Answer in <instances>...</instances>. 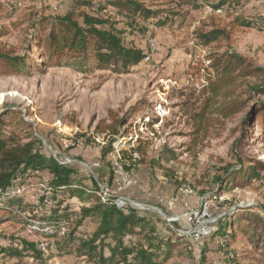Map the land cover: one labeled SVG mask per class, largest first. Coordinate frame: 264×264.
Listing matches in <instances>:
<instances>
[{"label": "rangeland", "instance_id": "1", "mask_svg": "<svg viewBox=\"0 0 264 264\" xmlns=\"http://www.w3.org/2000/svg\"><path fill=\"white\" fill-rule=\"evenodd\" d=\"M5 1H17L16 8H8ZM80 1L0 0V52L25 63L21 70L0 64L3 131L16 130L29 137L47 158L59 163L69 159L64 165L75 170V181L92 186L112 203L131 200L158 208L138 211L164 220L166 224L155 222V226L167 239L173 238L167 257H159L161 264H264V120L255 112L259 96H252L247 88L259 80L251 78L239 86L237 98L245 105L228 118L214 115L201 143L193 145L189 134L193 129L189 114L208 95L201 89L213 77L210 55L229 50L264 68V0H227L220 8H215L219 0H141L168 16L167 24L141 21L132 27L106 5L107 0H89L92 7ZM99 5L107 7L101 10ZM67 11L117 21L123 43L142 49L146 57L123 73L83 71V66L71 61L37 70L36 65L45 61V50L35 45L40 42L38 19ZM212 29L224 34L203 42L200 35ZM146 117L149 122L143 124ZM117 119H123L119 133L110 135L106 127ZM140 142L143 152L132 157ZM113 147L119 149L120 157ZM255 162L260 164L258 179L243 181L241 171L248 176V166ZM120 175L130 176L133 183L117 191L113 184ZM48 179L47 170H31L17 179L15 186L26 188L19 197L31 195L30 204L15 205L14 213L0 208V249L27 239L38 247L44 242L49 256L41 262L0 253V264H50L63 254L78 257L60 253L61 236L48 242L25 219L33 213L34 222L45 223L49 205L32 201L36 190L27 189L30 183ZM184 188L191 192L183 193ZM202 196L209 200L206 223L214 229L196 239L193 229L198 222L193 212ZM171 199L175 202L168 208ZM75 201L72 226L80 223L74 235L89 237L97 220L87 216L80 221V208L92 202ZM225 215L232 223L239 221L234 222V236H213ZM77 245L74 242L69 248ZM79 259L65 264H93L85 257Z\"/></svg>", "mask_w": 264, "mask_h": 264}, {"label": "trees", "instance_id": "2", "mask_svg": "<svg viewBox=\"0 0 264 264\" xmlns=\"http://www.w3.org/2000/svg\"><path fill=\"white\" fill-rule=\"evenodd\" d=\"M174 1L189 3L194 0ZM226 2L227 0H219L215 8L224 6ZM5 3L13 10L17 6V1H5ZM79 3L87 7L93 6L89 0H82ZM106 5L112 7L115 13L126 20V24L131 27L141 21L154 26L167 24L168 16L162 15L159 10L151 9L141 0H107ZM106 5H99V9L104 10ZM37 24L40 42L35 45L45 50L43 54L45 61L36 65L37 70H41L43 66H60L63 62L71 61L83 66V71L96 69L123 73L128 71L129 66L138 64L146 57L142 49L123 43L122 31L117 27V21L110 18L90 15L84 11L77 13L67 11L51 19L42 17L38 19ZM223 34L221 29H212L201 34L200 37L203 42H212ZM208 59L213 77L209 78L207 85L201 89L202 94L208 95L203 97L200 106L189 114L193 127L189 134L193 145H198L206 138L214 115L228 118L243 108L245 101L237 98V90L248 79L259 80L249 84L247 88L252 96L253 94L259 96V104L255 107V112L264 120V68L229 50L210 55ZM0 64L11 65L18 70L25 66L23 59L12 58L2 52H0ZM122 123L123 119H117L108 125L106 128L109 134L117 135ZM3 125V121H0V186L4 190L12 187L15 180L25 177L31 170L48 171L47 183L50 189L47 203L41 201L45 207L49 205L48 216L43 218L42 221L45 220V223L37 226L36 232L49 242L57 236L58 227L64 224L67 231L61 236L63 244L58 249L60 253H74L78 257H85L93 264H161L160 255L164 254L163 257H167L173 238L167 239L155 226V222L166 224L164 220L133 208L123 210L114 203L102 202L95 188L83 186L79 181H75L77 173L72 167L60 164L51 157H45L36 150L33 140L21 136L16 130L4 132ZM133 152H143L141 142ZM122 154L126 153L122 152ZM130 154L133 157V153ZM171 158H175V155ZM259 166V162L249 165L248 176L241 171L240 178L247 182L258 179ZM93 185L95 187L94 182ZM6 200L4 201L9 205H0V208L7 209L11 213L16 212L15 205L24 204L26 207L29 203L19 196ZM75 200H81L83 203L92 202L91 206L80 208L82 215L80 221L87 216L97 220L96 229L89 237L74 235L80 223L72 226V220L77 215ZM228 216L225 215L219 220L218 228L212 233L213 236L223 237L226 234L230 237L234 236V224L239 221L235 220V223H232L228 220ZM34 218L33 213L25 217L27 222H33ZM74 242H78V245L70 249V245ZM166 243L167 249L163 251ZM0 253L7 257L29 256L41 262L49 256L44 254L36 242L27 239H18L16 244L2 247Z\"/></svg>", "mask_w": 264, "mask_h": 264}, {"label": "built area", "instance_id": "3", "mask_svg": "<svg viewBox=\"0 0 264 264\" xmlns=\"http://www.w3.org/2000/svg\"><path fill=\"white\" fill-rule=\"evenodd\" d=\"M158 115H160V113H158ZM146 122H149V118H145L143 124H145ZM142 128V127H141ZM115 146V145H114ZM113 151L118 155V157H120L119 154V149H117V147H113ZM137 153L134 152L133 155H136ZM69 162V159H66L64 161H60L61 164H66ZM17 180L14 181V185L6 190H4L1 186H0V202L5 200V199H9V198H13L16 196H19L21 194H23V192L25 191V186H15L16 185ZM133 183L132 178H130V176L128 175H120L118 177H116V179H114V186L116 187L117 191L121 190L123 188L129 187L131 184ZM49 186L47 181L45 182H39L38 185L36 186V192H35V196L33 201L37 204H39L41 201H43L44 203H47V194L49 192ZM183 193L187 194L191 192V189L189 188H184ZM97 195L100 197V199L102 200V202H111L112 201L107 198L106 196L101 195L99 192H97ZM175 199H171L169 200L166 204L168 206V208H172V206L174 205ZM118 208H121L123 210H126L127 208H133L136 210H140V209H145V210H159L156 207H151V206H147V205H141L139 203H136L134 201H128L125 202L124 200H118V201H114L113 202ZM209 205V200L207 196H202L200 198L199 201V206L198 209L196 211L193 212V216L195 218V220L198 222L197 223V227H195L194 230V236L196 239H198L199 237H203V236H207L209 235L214 227L210 226L208 224V222L206 223L205 217L207 216V208ZM160 211V210H159ZM34 225H32L31 227L35 230H37V226L39 225L37 221H33ZM38 224V225H37ZM34 230V231H35ZM67 228L64 224L60 225L58 227V233L57 236H62L66 233ZM48 244V243H47ZM49 245V244H48ZM47 246V245H46ZM39 248L44 252V254H48L47 248L44 245V242H41L39 245ZM46 261V260H44Z\"/></svg>", "mask_w": 264, "mask_h": 264}, {"label": "crops", "instance_id": "4", "mask_svg": "<svg viewBox=\"0 0 264 264\" xmlns=\"http://www.w3.org/2000/svg\"><path fill=\"white\" fill-rule=\"evenodd\" d=\"M38 183L39 182H36V183H30V185H29V187H28V189H27V191H31V189H33V188H35V190H36V186L38 185ZM34 190V191H35ZM24 195H25V193H24ZM31 195H27L26 194V196L24 197V200H30V197ZM32 200V199H31ZM33 201V200H32ZM0 256H1V254H0ZM28 260H30V259H28ZM73 260H78V261H80V259H79V257H74L73 255H70V254H63L62 256H57V257H54L53 258V260L50 262V264H65V262H68V261H70V263H72V261ZM79 264V263H78Z\"/></svg>", "mask_w": 264, "mask_h": 264}]
</instances>
